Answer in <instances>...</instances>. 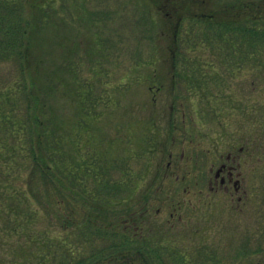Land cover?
<instances>
[{
  "label": "rangeland",
  "instance_id": "rangeland-1",
  "mask_svg": "<svg viewBox=\"0 0 264 264\" xmlns=\"http://www.w3.org/2000/svg\"><path fill=\"white\" fill-rule=\"evenodd\" d=\"M221 5H228L234 11L254 10V6L257 11H264V0L23 1V13L32 25L47 28H39L34 37L33 56L46 60L45 75L58 78L60 86L54 98L61 114L57 120L64 121L66 130H71L69 137L75 138L77 121H86L93 123L89 125L90 130L84 126L82 129L80 139L85 153L97 144L101 149L106 144L108 153L118 161L146 147L142 161L135 158L129 166L121 164L125 173L130 169L133 175L130 171V175L110 174L113 180H120L122 188L118 191L121 196L114 198L112 205L117 210L128 208L130 213L138 214L161 209L166 216L172 211L169 209L172 203L176 206L181 203L178 214H185L186 219L196 218L195 223L184 227L187 231L199 229L196 235L179 242V231H176L170 236L172 241L164 244L168 250L157 252L163 264H244L245 258L243 262L234 261L237 253L255 252L264 246L263 83L249 93L253 73L243 69L227 77L228 87L222 92L211 84L200 90L179 82L175 84V77L170 73L172 54L167 46L175 41L176 18L187 12L208 13ZM151 23L155 24L152 31ZM189 53L192 57L202 55L211 72H219L215 56L201 50ZM64 60H68L67 68L69 61L73 62L67 70V81L54 74ZM11 63L0 64V75L5 71L16 75V64ZM154 66L156 71L152 69ZM154 73L156 77L149 79ZM259 75L262 78V69ZM87 85L92 88L89 96L84 94ZM78 89L85 95L81 103L84 112L78 110L83 114L80 119L76 116ZM96 99L101 101L98 109L94 107ZM87 113H97L96 118H87ZM92 135L97 137V144L94 139L90 141ZM240 146L243 149L240 172L244 182L238 194L224 190L210 192L202 184L189 186L202 181L201 175L196 180V173L209 172L214 168L213 163L217 169L225 162L228 152L238 154ZM171 152L175 155L172 164L179 172V181L172 174L158 175L161 166L169 162ZM230 190L233 192V188ZM146 196L142 203L141 197ZM232 196L243 198L244 210L230 205ZM53 213L39 216L37 234L47 232L52 239L67 234L59 229ZM203 216L207 219L202 220ZM174 229L179 230V226ZM77 236L73 235L72 240ZM102 238L97 239L98 245L94 248L87 244L72 246L75 260L71 264L101 260L113 244L115 234L109 239ZM44 240L40 239L42 243ZM7 247L0 250L1 256L8 257L4 264H28L41 250L37 244L33 250L22 249L12 257L6 252ZM49 249L55 252L54 246ZM103 249L105 253L100 252ZM260 254L255 262L261 260Z\"/></svg>",
  "mask_w": 264,
  "mask_h": 264
},
{
  "label": "trees",
  "instance_id": "trees-1",
  "mask_svg": "<svg viewBox=\"0 0 264 264\" xmlns=\"http://www.w3.org/2000/svg\"><path fill=\"white\" fill-rule=\"evenodd\" d=\"M23 1L0 0V64L13 62L18 69L16 75L10 71L0 75V250L8 245L6 252L13 257L22 249L33 250L37 244L41 248L43 237L46 241L41 252L28 264H71L75 260L74 247L83 244L97 247V239L102 236L109 239L116 228L111 226L114 221L111 216L131 212L128 208L117 210L112 205L114 198L121 196L118 191L122 188L120 180H113L110 174L133 175L130 169V173H125L122 165L129 166L135 158L142 161L146 147L117 161L108 153L106 144L101 149L97 137L92 135L89 139H94L97 145L85 153L80 139L82 129L83 126L89 129L93 123L86 121H77L76 136L69 137L71 130H66L64 121L57 120L61 114L54 98L60 86L58 78L45 75L46 60L33 56L34 37L39 28H47L32 25L23 13ZM232 9L221 5L208 13L187 12L176 18L175 41L167 46L172 54L170 73L175 76V84L179 82L200 90L211 84L222 92L228 87L227 77L244 69L253 73L249 93L261 83L264 85V11H257L256 6L254 10ZM153 27L155 24L151 23V31ZM199 50L215 56L219 72L212 73L202 55L190 56L189 52ZM67 61L54 72L65 81L67 70L73 64L69 61L67 68ZM152 69L156 71L157 67ZM260 69L262 78H259ZM154 76L155 73L150 74L149 79ZM85 90L84 94H88L92 88L87 85ZM77 92L76 116L80 119L83 114L78 110L84 112L81 106L84 94L80 89ZM93 101L97 102L94 107L98 109L101 101ZM86 115L96 118L97 113ZM50 212H54L59 229L67 234L54 239L47 232L37 234L39 216ZM73 235H78L75 240ZM50 246L55 247V252ZM241 252L234 256V261L243 262L245 258L244 264H264V246L255 252ZM257 254L261 260L255 262ZM7 258L0 255V264Z\"/></svg>",
  "mask_w": 264,
  "mask_h": 264
},
{
  "label": "flooded vegetation",
  "instance_id": "flooded-vegetation-1",
  "mask_svg": "<svg viewBox=\"0 0 264 264\" xmlns=\"http://www.w3.org/2000/svg\"><path fill=\"white\" fill-rule=\"evenodd\" d=\"M180 56V55H179ZM175 77V76H174ZM175 104V101H174ZM173 104V107L175 106ZM243 146V145H241ZM240 146L238 154L235 151H229L225 159V162L221 163L216 169L211 168L209 172L199 171L194 176L197 178L199 175L202 177V181L197 180L191 183L189 186L198 187L202 184V187H207L210 192H219L220 190L226 191V193L238 194L243 186L244 176L240 172L242 167L243 149ZM244 147V146H243ZM175 155L173 152L169 153V162L161 166L159 177H165L172 174L177 181H179V172L173 169L172 160ZM178 156H176L177 158ZM221 158L223 156L221 155ZM117 169V167H115ZM197 169V166H193ZM182 170V167L180 168ZM179 169V170H180ZM194 177V178H195ZM156 178H158L156 176ZM183 181L185 178L183 177ZM187 182V181H185ZM187 186V188H189ZM233 188L232 190H230ZM146 197H141L142 203H145ZM242 197H231L230 205L237 210H244L245 203L242 201ZM235 205V206H234ZM230 208V206H229ZM172 211L166 216L162 215L161 209L155 210V212L144 213H119L113 214L114 218L111 226H115L113 233L115 239L113 244L107 248V253L101 260L93 262L91 264H163L162 257L157 255V252L168 250L166 245L172 241L171 235L179 231V242L183 241L184 237L191 238L199 232L197 230L184 229L188 226V223H195L196 218L184 217L185 214H178V210H182L181 203L176 206L174 203L170 206ZM148 210V208L146 209ZM127 217V218H125ZM205 216L202 220H206ZM179 226V230H175V226ZM123 226V229L119 228ZM199 225H197L198 227ZM166 243V245H164ZM180 244V243H179ZM202 249V248H201Z\"/></svg>",
  "mask_w": 264,
  "mask_h": 264
}]
</instances>
